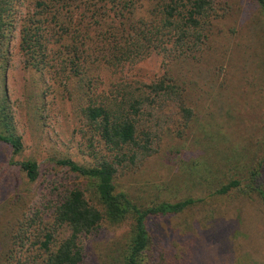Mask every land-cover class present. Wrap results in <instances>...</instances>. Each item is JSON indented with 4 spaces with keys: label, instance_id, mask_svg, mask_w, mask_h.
Instances as JSON below:
<instances>
[{
    "label": "rangeland",
    "instance_id": "obj_1",
    "mask_svg": "<svg viewBox=\"0 0 264 264\" xmlns=\"http://www.w3.org/2000/svg\"><path fill=\"white\" fill-rule=\"evenodd\" d=\"M29 4L16 6V20ZM213 4L218 16L210 21L201 50L172 57L168 44L115 69L112 77L110 71L99 73L101 88L114 79L150 83L171 75L191 110L186 118L172 99H158L145 118L158 131L154 151L135 166L117 167L114 176L116 190L142 208L194 201L181 213L147 219L152 238L145 264H264V203L252 188L264 190V16L253 0ZM17 26L8 32L0 103L23 147L13 156L0 143V264H39L37 245L13 244L12 235L30 217L35 219L33 239L43 224L48 226L42 195L51 181L78 183L52 158L67 156L87 166L96 160L86 148L68 93L45 72L24 68ZM96 150L97 156L110 157L101 145ZM28 159L38 165L34 182L13 164ZM232 181L236 188L219 193ZM130 231V220L117 225L103 220L82 237L81 264H121Z\"/></svg>",
    "mask_w": 264,
    "mask_h": 264
},
{
    "label": "trees",
    "instance_id": "obj_2",
    "mask_svg": "<svg viewBox=\"0 0 264 264\" xmlns=\"http://www.w3.org/2000/svg\"><path fill=\"white\" fill-rule=\"evenodd\" d=\"M25 1L30 4L16 20V6ZM253 1L264 16V0ZM215 12L213 0H0V69L5 64L8 32L17 22L24 68L45 72L53 85L68 93L86 148L96 160L95 165L87 166L67 156L52 158L57 166L74 174L78 183L69 186L58 178L51 181L42 195L44 209L49 212L48 226L43 224L33 239L30 228L35 219L27 218L26 225L12 235L13 244L37 245L39 264H81L82 237L96 231L103 220L113 225L130 220V239L121 264H145L152 238L147 219L181 213L194 201H163L142 208L116 190L114 176L117 167L125 163L135 166L154 151L158 131L155 125H147L145 118L155 110L158 99H172L186 118L191 110L185 106L183 87L171 75L150 83L114 79L101 88L99 73L110 71L112 77L115 69L150 50H165L168 44L172 57L201 50L210 34V21L218 16ZM1 102L0 143L15 156L22 151V140L11 131ZM96 144L110 157L97 156ZM13 164L28 181L39 178L36 161ZM236 187L237 182L232 181L219 193ZM252 188L264 203L260 185ZM61 231L67 235L62 237ZM190 244L194 245L193 241Z\"/></svg>",
    "mask_w": 264,
    "mask_h": 264
}]
</instances>
